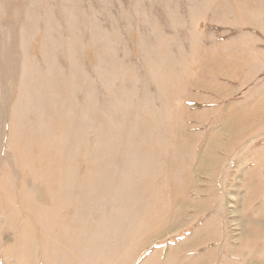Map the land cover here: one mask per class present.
I'll return each mask as SVG.
<instances>
[{
  "label": "rangeland",
  "instance_id": "rangeland-1",
  "mask_svg": "<svg viewBox=\"0 0 264 264\" xmlns=\"http://www.w3.org/2000/svg\"><path fill=\"white\" fill-rule=\"evenodd\" d=\"M0 264H264V0H0Z\"/></svg>",
  "mask_w": 264,
  "mask_h": 264
}]
</instances>
